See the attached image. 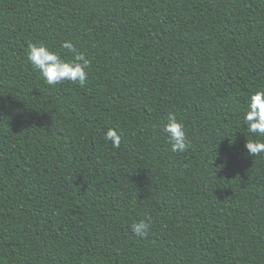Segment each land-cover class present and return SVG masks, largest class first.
<instances>
[{"label":"trees","instance_id":"trees-1","mask_svg":"<svg viewBox=\"0 0 264 264\" xmlns=\"http://www.w3.org/2000/svg\"><path fill=\"white\" fill-rule=\"evenodd\" d=\"M66 39L91 59L83 87L27 60ZM260 88L264 0H0V264H264V153L243 121Z\"/></svg>","mask_w":264,"mask_h":264},{"label":"clouds","instance_id":"clouds-1","mask_svg":"<svg viewBox=\"0 0 264 264\" xmlns=\"http://www.w3.org/2000/svg\"><path fill=\"white\" fill-rule=\"evenodd\" d=\"M58 51L43 40L30 42L27 47V60L34 70H37L49 86H56L63 82L78 83L83 87L88 79L91 59L81 51L71 39L63 40ZM243 121L247 132L252 138L248 139L245 148L250 156L264 153V88L252 92L247 108L243 114ZM166 142L173 153L185 152L190 146L185 124L175 112L167 114L166 121L160 126ZM122 133L115 127L105 132V139L113 148H119ZM151 217L134 221L130 227L134 235L146 237L152 229Z\"/></svg>","mask_w":264,"mask_h":264}]
</instances>
